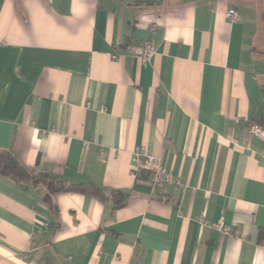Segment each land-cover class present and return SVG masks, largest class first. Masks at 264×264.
<instances>
[{
    "label": "crops",
    "instance_id": "crops-1",
    "mask_svg": "<svg viewBox=\"0 0 264 264\" xmlns=\"http://www.w3.org/2000/svg\"><path fill=\"white\" fill-rule=\"evenodd\" d=\"M146 41L142 63L127 48ZM251 122L264 129V0H0V150L129 193L113 209L0 176V264H264ZM139 148L184 192L151 193Z\"/></svg>",
    "mask_w": 264,
    "mask_h": 264
},
{
    "label": "trees",
    "instance_id": "trees-1",
    "mask_svg": "<svg viewBox=\"0 0 264 264\" xmlns=\"http://www.w3.org/2000/svg\"><path fill=\"white\" fill-rule=\"evenodd\" d=\"M0 176L17 184L31 182L42 184L50 194L76 193L95 197H104L109 200L113 209L123 207L129 197V193L123 190L107 189L89 183H68L58 177L29 172L12 153L0 150ZM264 238V232H260V239Z\"/></svg>",
    "mask_w": 264,
    "mask_h": 264
},
{
    "label": "built area",
    "instance_id": "built-area-1",
    "mask_svg": "<svg viewBox=\"0 0 264 264\" xmlns=\"http://www.w3.org/2000/svg\"><path fill=\"white\" fill-rule=\"evenodd\" d=\"M225 18L230 21H235L239 18V14L234 8H228L225 11ZM155 26L156 25L153 27ZM153 27L152 29L154 30ZM127 51L133 54L142 63H145L153 55L154 47L152 41H146L141 46L128 47ZM113 58H116V55H113ZM236 121L238 122V120ZM248 133L255 138L264 140V129L256 122H251L248 124ZM132 161L133 164L137 165L138 167H142L143 170L147 169V186L151 193L157 192V190L164 185L172 186L175 190L181 193L184 192L185 186L182 184V182L175 178L170 172L166 171L159 160L150 157L145 152L144 148H139L135 151ZM198 221L201 225H210L203 218H199ZM211 226L224 234H230L232 232L231 228L225 227L221 222L218 224H212Z\"/></svg>",
    "mask_w": 264,
    "mask_h": 264
}]
</instances>
